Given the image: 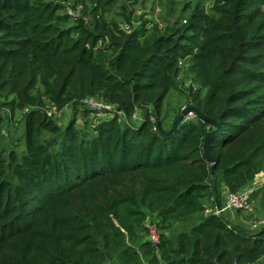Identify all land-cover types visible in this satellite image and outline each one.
Listing matches in <instances>:
<instances>
[{
	"label": "trees",
	"instance_id": "1",
	"mask_svg": "<svg viewBox=\"0 0 264 264\" xmlns=\"http://www.w3.org/2000/svg\"><path fill=\"white\" fill-rule=\"evenodd\" d=\"M78 1L71 18L60 0H0V106L27 109L23 147L0 146V264H257L264 226L204 210L264 173V0L185 2L162 30L133 25L124 2L119 26L104 15L116 0ZM171 92L219 124L212 168L214 123L190 113L159 132L181 109ZM87 97L141 120L96 118L87 134ZM66 106L63 127L45 115ZM249 201L264 217V182Z\"/></svg>",
	"mask_w": 264,
	"mask_h": 264
},
{
	"label": "rangeland",
	"instance_id": "2",
	"mask_svg": "<svg viewBox=\"0 0 264 264\" xmlns=\"http://www.w3.org/2000/svg\"><path fill=\"white\" fill-rule=\"evenodd\" d=\"M126 1H131L127 3ZM200 0H116L115 3L105 12V17L108 20L115 21L119 26L123 24L121 22L122 16L118 13L120 12L119 4L123 3L126 6V10L129 12V17L133 25L142 24V21H147V28L151 29L155 26L157 29L162 30L165 26L172 25L174 22L182 23L183 21L178 19L179 10L183 7L184 3L187 2L189 4L188 7L191 8L192 5ZM87 2V1H86ZM204 9L207 10L208 6H210V0H204ZM60 4L63 8H70L71 6L75 8V10H79L81 4L78 0H60ZM188 11V9L186 10ZM86 18L88 15L85 16ZM176 24V23H175ZM178 25V24H177ZM179 81L183 86H188L190 84L189 73L186 70V63L183 62L180 68ZM96 100L100 101L96 98ZM166 105L171 109L170 116L178 109L184 107L185 97L183 95H178L176 92H171L165 99ZM88 109L84 107V105L80 102L79 105L76 106V124L81 126V131H85L87 134L92 130V123L96 122V118L98 114L96 111L89 110L86 114V118L81 115L82 110ZM74 111V110H73ZM27 112V109L23 111H16L14 113H10L6 108L0 106V117L2 118L0 123V146L6 147V150L13 147L16 151H19L22 147L21 134L24 128V113ZM49 113V116L47 115ZM72 113V109L70 106H66L61 110L52 111L51 107H46L45 115L51 119H54L55 122L63 127L67 121L69 120ZM112 115H117L120 121H129L125 119L122 112L114 109L110 113L104 114L101 117L103 119L110 118ZM142 112L141 110H136L134 113V117L129 121L133 124L138 123L141 120ZM186 118L192 117V114L185 116ZM170 123V120L166 121V124ZM80 131V132H81ZM83 132V133H85ZM47 137L48 135H44ZM264 182V173L258 175L254 181L247 187H250L254 190L258 186H260ZM205 209L208 212L213 210V207L209 205L205 206ZM238 213L244 219V222L238 223L239 226L244 229L249 228L248 221L252 218L260 217L257 211V207L253 204V201H249V207L247 211L237 210ZM228 218V214L224 213ZM247 221V222H246ZM232 223V222H231ZM114 261V260H113ZM112 260L104 262V264H117ZM145 264V261L142 260ZM264 259H261L257 264H262Z\"/></svg>",
	"mask_w": 264,
	"mask_h": 264
},
{
	"label": "built area",
	"instance_id": "3",
	"mask_svg": "<svg viewBox=\"0 0 264 264\" xmlns=\"http://www.w3.org/2000/svg\"><path fill=\"white\" fill-rule=\"evenodd\" d=\"M64 10H65V13L69 15L71 18H73L77 14L76 13L77 11L71 8H65ZM81 103L84 105V107L90 110L96 111V114H98L97 115L98 118H102L101 117L102 115L110 113L111 111L116 109L113 105L107 104L103 101H98L92 97L84 98L83 100H81ZM51 108H52V111L55 110L53 107ZM47 115L49 116L48 112H47ZM133 117H134V114H132V118ZM151 120L153 119L151 118ZM252 191L253 189H251L250 187H244L235 192L226 191L225 200H224L223 205L219 208L213 209V212L222 213V211L224 210L247 211L249 207V198H250V194ZM204 211L208 212L207 209H205ZM248 224H249V229L256 230L264 226V217L252 218L248 221ZM147 239L154 244L158 241V234L153 224L147 225Z\"/></svg>",
	"mask_w": 264,
	"mask_h": 264
},
{
	"label": "water",
	"instance_id": "4",
	"mask_svg": "<svg viewBox=\"0 0 264 264\" xmlns=\"http://www.w3.org/2000/svg\"><path fill=\"white\" fill-rule=\"evenodd\" d=\"M190 113L196 114V115H198L199 117H201L202 119H204L205 121L212 122V123H214V124L216 125V128H215L214 130L210 131V132L205 136V138L203 139V145H202V153H203L205 159H206L207 161L210 162V164H211V165H210V168H212V166H213V164H214V159H213V157H212V156L209 154V152H208V146H207V144H208V140H209V138L217 133V131H218V129H219V124H218L217 122H214V121H212V120H210V119L205 118L204 116H202L201 113H200L195 107H193V106H191V105H187V106L182 107V108L180 109V111H179L177 117L172 121V123H171L169 129H168L167 131H162V130L158 127L159 132H160L161 134H166V133L171 132V131L174 129V127H175V126H176L181 120H183V118H184L185 116H187V115L190 114ZM157 125H158V124H157Z\"/></svg>",
	"mask_w": 264,
	"mask_h": 264
},
{
	"label": "crops",
	"instance_id": "5",
	"mask_svg": "<svg viewBox=\"0 0 264 264\" xmlns=\"http://www.w3.org/2000/svg\"><path fill=\"white\" fill-rule=\"evenodd\" d=\"M261 174V173H260ZM258 174V175H260ZM257 175V176H258ZM256 176V177H257ZM255 177V178H256ZM225 193H226V189L223 188L222 194H221V205H223L224 200H225ZM226 212V214H228L229 218L224 214ZM223 216L229 220L230 222L234 223V224H238L240 222H244V219L242 218V216H240L238 213L231 211V210H224L222 211ZM247 222V221H246Z\"/></svg>",
	"mask_w": 264,
	"mask_h": 264
}]
</instances>
